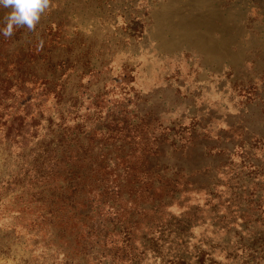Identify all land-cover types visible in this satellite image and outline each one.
Segmentation results:
<instances>
[{
    "label": "rangeland",
    "instance_id": "rangeland-1",
    "mask_svg": "<svg viewBox=\"0 0 264 264\" xmlns=\"http://www.w3.org/2000/svg\"><path fill=\"white\" fill-rule=\"evenodd\" d=\"M23 33L34 48L57 44L64 86L59 101L30 93L48 100L30 108L39 136L26 154L42 151L56 107L82 131L138 122L120 141L161 140L171 169L159 179L178 193L130 216L89 204L85 185L64 224L63 207L14 195L27 181L7 187L28 158L0 129V264H264V0H51Z\"/></svg>",
    "mask_w": 264,
    "mask_h": 264
},
{
    "label": "trees",
    "instance_id": "trees-1",
    "mask_svg": "<svg viewBox=\"0 0 264 264\" xmlns=\"http://www.w3.org/2000/svg\"><path fill=\"white\" fill-rule=\"evenodd\" d=\"M3 26L1 18L0 27ZM25 29H15L10 38L0 34V129L7 141L20 142V153L26 154V141L39 136L34 129L38 126L36 116L30 112V108L46 104L48 100L33 102L30 93L38 87L42 91L41 95L45 94L47 98L53 94L59 101L64 86L60 83L61 73L58 72L63 59H56L53 54V47H58L57 44L47 48L46 43H42L34 48L33 44L27 43L29 36H24ZM56 109L61 120L54 127L47 128L42 137H38L44 143L40 146L42 151L33 157L26 154L28 162L20 163L18 174L16 171L4 181L8 188L16 178L27 181V188L25 185L17 187L13 191L14 195L24 190L27 195L30 193L32 200L45 199L52 212H56L59 206L63 207L65 213L58 216L61 222L65 220L64 217L73 215L68 206L75 208L77 204H86L84 199H77L78 192L85 185L90 187L92 193L87 201L89 204H96L98 208L107 205L119 212L124 204L126 210L131 208L128 210L130 216L139 212L156 213L157 210H153L156 203L166 207L177 197L178 189L169 187L159 179L171 169L157 158L170 150L165 149L161 140L151 146L120 141L137 136L135 130L129 131L127 127L135 128L138 122L125 124L118 129L108 126L107 129L90 127L82 131L87 124L71 123L74 117L65 115L66 105L63 109ZM51 117L48 120L53 119ZM120 121L124 122L123 118L112 115L114 124ZM109 138L116 141L109 143ZM185 147H181L180 155L189 157L191 154L184 153L189 146ZM217 150L221 152L224 149ZM241 151L242 154L246 153L243 147ZM172 169L179 171L183 167L174 166ZM169 195L171 199H168ZM160 196L163 199H159ZM96 214L99 212L96 211ZM63 223L66 224V221Z\"/></svg>",
    "mask_w": 264,
    "mask_h": 264
},
{
    "label": "clouds",
    "instance_id": "clouds-1",
    "mask_svg": "<svg viewBox=\"0 0 264 264\" xmlns=\"http://www.w3.org/2000/svg\"><path fill=\"white\" fill-rule=\"evenodd\" d=\"M51 0H0V7L10 9L3 18L0 34L10 38L15 29L26 27L35 31L41 15L50 8Z\"/></svg>",
    "mask_w": 264,
    "mask_h": 264
}]
</instances>
